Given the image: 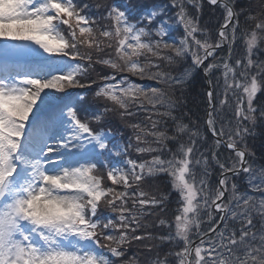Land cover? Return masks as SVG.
<instances>
[{
    "label": "snow or ice",
    "instance_id": "snow-or-ice-1",
    "mask_svg": "<svg viewBox=\"0 0 264 264\" xmlns=\"http://www.w3.org/2000/svg\"><path fill=\"white\" fill-rule=\"evenodd\" d=\"M258 126L264 0H0V264H264Z\"/></svg>",
    "mask_w": 264,
    "mask_h": 264
},
{
    "label": "trees",
    "instance_id": "trees-1",
    "mask_svg": "<svg viewBox=\"0 0 264 264\" xmlns=\"http://www.w3.org/2000/svg\"><path fill=\"white\" fill-rule=\"evenodd\" d=\"M239 4L242 7H247L249 10L253 13H257L260 11V0H239ZM208 13L207 9L204 13V20H208ZM213 23H215V20H213ZM182 31V30H181ZM190 62V61H189ZM93 76H95V73H93ZM203 74L199 73L195 76L194 79L191 80L189 84L185 86L184 89V100L186 102L185 107L183 111H187L190 113L192 119H196L197 116H203V110L205 107L204 104V82H203ZM95 86L91 90L87 91V97L89 100L92 99V92H94ZM80 91L85 92V90L80 89ZM179 94V93H178ZM103 102H96L93 107H99ZM83 116L84 114L81 113ZM106 120L110 122V125L113 127V130L119 129L123 132L124 137H128L131 135V130L123 127L122 122L120 121L119 117L115 114H109L108 117H106ZM187 122V121H186ZM94 127H97L96 125H93ZM257 135L255 138L249 137L248 138V146L249 148L256 153V155L259 157L262 152H264V126H258L256 129ZM135 156V153H133ZM153 185L159 186L162 190L168 191L170 190V185L167 184V179L165 177H158L154 181L150 182ZM149 191H154V188H148ZM175 194L173 193L171 196L172 200H175ZM171 207H175V204H172ZM150 219H155V217H152ZM135 246L129 250V254H131L133 251H135Z\"/></svg>",
    "mask_w": 264,
    "mask_h": 264
},
{
    "label": "rangeland",
    "instance_id": "rangeland-1",
    "mask_svg": "<svg viewBox=\"0 0 264 264\" xmlns=\"http://www.w3.org/2000/svg\"><path fill=\"white\" fill-rule=\"evenodd\" d=\"M74 92H79V93H82V92H80V91H78V90H76V91H74Z\"/></svg>",
    "mask_w": 264,
    "mask_h": 264
}]
</instances>
